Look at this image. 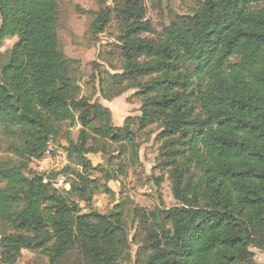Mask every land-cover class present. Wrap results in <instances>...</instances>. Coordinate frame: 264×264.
<instances>
[{
	"label": "trees",
	"instance_id": "obj_1",
	"mask_svg": "<svg viewBox=\"0 0 264 264\" xmlns=\"http://www.w3.org/2000/svg\"><path fill=\"white\" fill-rule=\"evenodd\" d=\"M97 1L91 31L102 33L115 16L122 70L110 76V90L100 82L101 94L112 98L122 83L139 89L138 127L160 126L159 167L169 169L180 205L158 212L135 205L130 239L122 203L106 214L80 213L69 197L90 200L86 174L59 191L43 183L27 157L41 154L73 110L82 128L63 146L83 171L99 167L86 157L98 151L87 128L135 145L134 119L111 126L108 108L73 96L56 0H0V44L16 38L0 73V130L21 135L12 144L18 159L0 163V222L12 230L1 232V262L14 264L27 249L61 264L78 247L88 264H123L134 242L137 264H255L251 248L264 253V0H198L161 33L145 17V0ZM180 152L199 172L196 190L184 180Z\"/></svg>",
	"mask_w": 264,
	"mask_h": 264
},
{
	"label": "rangeland",
	"instance_id": "obj_2",
	"mask_svg": "<svg viewBox=\"0 0 264 264\" xmlns=\"http://www.w3.org/2000/svg\"><path fill=\"white\" fill-rule=\"evenodd\" d=\"M58 5L59 20L57 35L59 49L67 60V73L76 86L73 96L86 98L91 104H99L111 112L109 121L111 126H122L125 119L133 120L131 129L135 132V145L115 144L108 139L89 133L88 145H93L96 153L86 155L92 166L97 169L83 171L76 165L74 159L69 160V169L66 172V181L78 179L77 174H86L90 189V200H81L76 196H69L76 200L80 213L97 212L106 214L114 206L122 203L125 208L128 236L131 239L136 229V222L131 209L136 205L147 211L158 212L180 205L172 194V179L169 169L159 167L162 160L161 145L164 142L160 137L161 128L154 123L142 130L138 127L137 118L141 115L143 97L138 88L126 87L125 83L121 93L113 88V96L108 99L101 94L100 82L103 90H110L111 75L119 74L121 70V57L115 16L102 33L93 34L91 22L99 10L97 0H56ZM198 0H145V17L151 22L157 33H161L164 26L175 20L179 15L191 14L197 7ZM112 6V0L107 1ZM16 42L14 37H6L0 44V73L2 64L6 61L8 52ZM192 104L199 111V104L192 100ZM78 111H72V117L62 119L57 123L58 134L48 138L45 147L54 144L68 145L69 141L75 142L82 128ZM97 122H94L96 125ZM10 132L0 130V163H12L18 158L14 154L12 144H19L20 132L16 129ZM44 147V148H45ZM61 147V146H60ZM64 148V146H63ZM180 151L181 146H177ZM65 149V148H64ZM32 156L27 157L29 162ZM29 158V159H28ZM182 166L184 180L191 190H196L200 185L198 170L188 163L187 154L180 152L178 158ZM67 165V166H68ZM103 168V169H102ZM163 176L160 186L156 187L155 179ZM100 201V206L96 202ZM19 207L14 203L13 208ZM1 232L11 233V228L0 222ZM138 246L130 242V259L123 264H137ZM2 248L0 246V252ZM255 264H264V253L256 248H251ZM61 264H88L80 255L78 247L71 248L65 257L60 259ZM0 264L1 262L0 257ZM14 264H48L45 255L39 252L24 249Z\"/></svg>",
	"mask_w": 264,
	"mask_h": 264
},
{
	"label": "built area",
	"instance_id": "obj_3",
	"mask_svg": "<svg viewBox=\"0 0 264 264\" xmlns=\"http://www.w3.org/2000/svg\"><path fill=\"white\" fill-rule=\"evenodd\" d=\"M61 146V147H60ZM46 145L40 155L30 158L29 166L42 176V181L49 184L50 190L59 191L69 187L66 181V167L69 163V157L63 145ZM96 206H100L97 201Z\"/></svg>",
	"mask_w": 264,
	"mask_h": 264
}]
</instances>
